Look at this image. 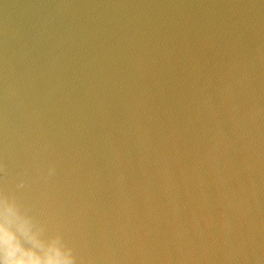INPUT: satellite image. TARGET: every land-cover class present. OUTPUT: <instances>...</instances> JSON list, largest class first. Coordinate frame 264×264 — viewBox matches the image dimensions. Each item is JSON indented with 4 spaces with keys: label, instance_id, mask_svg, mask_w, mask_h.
<instances>
[{
    "label": "water",
    "instance_id": "obj_1",
    "mask_svg": "<svg viewBox=\"0 0 264 264\" xmlns=\"http://www.w3.org/2000/svg\"><path fill=\"white\" fill-rule=\"evenodd\" d=\"M0 162L78 264H264V0H0Z\"/></svg>",
    "mask_w": 264,
    "mask_h": 264
},
{
    "label": "clouds",
    "instance_id": "obj_2",
    "mask_svg": "<svg viewBox=\"0 0 264 264\" xmlns=\"http://www.w3.org/2000/svg\"><path fill=\"white\" fill-rule=\"evenodd\" d=\"M4 170L0 162V172ZM0 264H78L59 233L50 234L14 195L0 190Z\"/></svg>",
    "mask_w": 264,
    "mask_h": 264
}]
</instances>
